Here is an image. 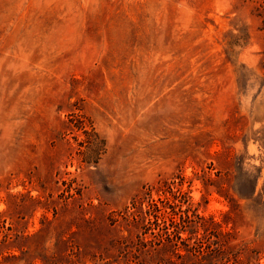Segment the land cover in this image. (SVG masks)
Instances as JSON below:
<instances>
[{"label": "rangeland", "instance_id": "obj_1", "mask_svg": "<svg viewBox=\"0 0 264 264\" xmlns=\"http://www.w3.org/2000/svg\"><path fill=\"white\" fill-rule=\"evenodd\" d=\"M0 264H264V0H0Z\"/></svg>", "mask_w": 264, "mask_h": 264}]
</instances>
